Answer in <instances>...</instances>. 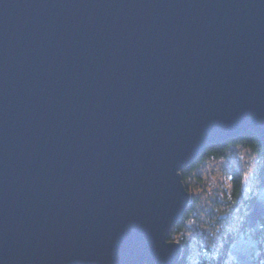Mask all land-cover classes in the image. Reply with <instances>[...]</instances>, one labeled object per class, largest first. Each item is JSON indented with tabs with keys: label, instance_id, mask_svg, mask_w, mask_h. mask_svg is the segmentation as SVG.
I'll return each instance as SVG.
<instances>
[{
	"label": "water",
	"instance_id": "obj_1",
	"mask_svg": "<svg viewBox=\"0 0 264 264\" xmlns=\"http://www.w3.org/2000/svg\"><path fill=\"white\" fill-rule=\"evenodd\" d=\"M264 143V0H0V264H176L179 170ZM264 174L229 246L255 264Z\"/></svg>",
	"mask_w": 264,
	"mask_h": 264
},
{
	"label": "rangeland",
	"instance_id": "obj_2",
	"mask_svg": "<svg viewBox=\"0 0 264 264\" xmlns=\"http://www.w3.org/2000/svg\"><path fill=\"white\" fill-rule=\"evenodd\" d=\"M251 155L254 156L250 157ZM229 165H234L235 169L243 174V189L239 196L240 199L238 198L236 207H229L230 204L228 205L223 202V206H225L223 212L216 210L206 218L205 215L208 209L216 204V198L219 199V196H215V192L219 191L223 185L228 184L226 167ZM181 170H179V173ZM259 170L260 161L257 156L251 153L246 147H241V145L231 147L224 157L222 156L212 161H205L204 164H201L197 168L196 171L202 175L203 180L195 183V190L190 192L186 191L190 195L189 202L192 198L195 199L196 197L204 202L202 209L206 210V212H203L201 220H204L203 223L207 224L208 227L204 228V232H202L201 225L200 229L197 226H192L194 229L186 233L188 242L187 244L185 243V247L190 250V257L192 259H196L195 253H203L206 251V254H204L205 264H212V262L216 264L222 255L220 264H235L233 258L229 255V246L235 241L239 232L237 231L239 226L243 222L246 226L245 217L249 211L251 198H254L260 184L261 176L264 174L263 172L259 175ZM228 213L231 215L230 221L224 224L222 221H224ZM192 223H194L193 220ZM189 226L191 227V225ZM220 229L224 231L220 233ZM213 230L215 231L214 235ZM261 231L264 233V220ZM203 244L207 245L208 250H206V246H203ZM258 246V254L254 256V259H257L259 256L264 258V245L258 242Z\"/></svg>",
	"mask_w": 264,
	"mask_h": 264
},
{
	"label": "trees",
	"instance_id": "obj_3",
	"mask_svg": "<svg viewBox=\"0 0 264 264\" xmlns=\"http://www.w3.org/2000/svg\"><path fill=\"white\" fill-rule=\"evenodd\" d=\"M237 145H241L249 149V151L260 161V170L259 175L264 172V143L255 136L251 131L247 130L244 134L232 138L230 141L225 142L224 144L221 143H211L207 145L202 153L190 164L182 168L180 171L181 180L185 187V189L190 192L195 190V183L201 182L203 180L202 175L198 173L197 168L204 164L205 161H212L218 158L224 157L225 154L231 149V147H236ZM254 155H251L252 157ZM232 164V163H231ZM227 173L226 177L228 178V184L223 185L219 191L215 192V196H219V199L216 198V204L214 206H211L208 209V212L206 213L205 217L208 218L209 214H213L216 210L220 211V209H225V206H223V202L225 204H230L229 207H236L235 205L238 202V198L241 194V186L243 184V174L238 172L234 165H229L226 167ZM240 199V198H239ZM202 202V204H201ZM204 202L200 201L198 197L195 199H191L185 213L183 214L182 218L176 223V225L171 229L168 235L169 240H175L179 241L182 245L185 247V243L188 242V238H186V233L189 231H192L191 229H194L192 226L200 229V225L202 228V232L204 227L203 221L201 220L203 217V212H206V210L202 209ZM201 207H200V206ZM199 206V207H198ZM198 207V208H197ZM240 209V208H239ZM238 210V209H236ZM222 211V212H223ZM231 215L228 213L226 215V218L224 219V224L230 221ZM218 218V217H217ZM219 219V218H218ZM192 220L194 223H192ZM201 221V223H200ZM191 225V227L189 226ZM245 224H241L237 231L240 232V230L243 229ZM183 229V231H181ZM223 229H220V233L223 232ZM179 233V236L177 235ZM183 247V248H184ZM226 247V246H225ZM183 253L178 260L177 264H205L204 256L203 258L200 257V252L195 253L196 259H192L190 256V250L185 247L183 249ZM225 251V250H223ZM223 255L219 259V261L216 264H220V260L222 259ZM212 264H215L212 262Z\"/></svg>",
	"mask_w": 264,
	"mask_h": 264
},
{
	"label": "flooded vegetation",
	"instance_id": "obj_4",
	"mask_svg": "<svg viewBox=\"0 0 264 264\" xmlns=\"http://www.w3.org/2000/svg\"><path fill=\"white\" fill-rule=\"evenodd\" d=\"M262 222L263 221H260V229H259V232H258V234L256 235V236H254V238L260 243V244H262V245H264V233L261 231V229H262ZM244 223V222H243ZM240 231H243L245 234H248L250 231H248L247 230V227L246 226H244L243 227V229L242 230H240ZM258 259H260L261 260V264H264V258L262 257V256H259L258 258H257V260ZM255 260V261H254ZM256 259H253V262L254 263H256V261H257Z\"/></svg>",
	"mask_w": 264,
	"mask_h": 264
},
{
	"label": "bare ground",
	"instance_id": "obj_5",
	"mask_svg": "<svg viewBox=\"0 0 264 264\" xmlns=\"http://www.w3.org/2000/svg\"><path fill=\"white\" fill-rule=\"evenodd\" d=\"M243 189V184H242V186H241V190ZM252 200H251V202H250V205L252 204V202H253V200H254V198H251ZM188 204H189V202H188ZM188 204H187V206H188ZM250 208V207H249ZM185 213V212H184ZM182 218V217H181ZM173 228V227H172ZM171 228V229H172ZM171 231V230H170ZM169 240V239H168ZM170 241H175V240H170ZM176 242H179V241H176ZM180 243V242H179ZM187 244V243H186ZM203 246H206V250H208V248H207V245H205V244H203ZM180 247H181V254H180V256H179V258H178V260L180 259V257H181V255H182V253H183V249L185 248L184 247V245H182L181 243H180ZM184 247V248H183ZM204 254H206V251H204L202 254H200V257L201 258H203V256H204ZM252 259H254V256H252ZM257 260V259H256ZM255 261V260H254ZM178 262V261H177ZM177 264V263H176ZM255 264H261V260L260 259H258L257 261H256V263Z\"/></svg>",
	"mask_w": 264,
	"mask_h": 264
},
{
	"label": "clouds",
	"instance_id": "obj_6",
	"mask_svg": "<svg viewBox=\"0 0 264 264\" xmlns=\"http://www.w3.org/2000/svg\"><path fill=\"white\" fill-rule=\"evenodd\" d=\"M220 211H223V209H220ZM202 227L207 228L208 225L207 224H204V225H202ZM217 227H219V225H217ZM181 231H183V229ZM214 234H215V231L213 230V235ZM177 235L179 236V233H177ZM188 235H190V233H188Z\"/></svg>",
	"mask_w": 264,
	"mask_h": 264
}]
</instances>
